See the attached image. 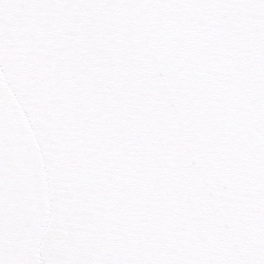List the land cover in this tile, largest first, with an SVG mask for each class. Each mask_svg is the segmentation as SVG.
I'll return each instance as SVG.
<instances>
[{"label": "snow or ice", "instance_id": "obj_1", "mask_svg": "<svg viewBox=\"0 0 264 264\" xmlns=\"http://www.w3.org/2000/svg\"><path fill=\"white\" fill-rule=\"evenodd\" d=\"M0 264H264V0H0Z\"/></svg>", "mask_w": 264, "mask_h": 264}]
</instances>
